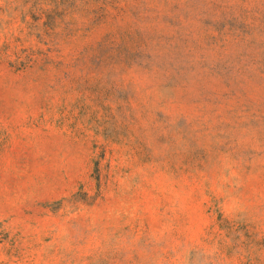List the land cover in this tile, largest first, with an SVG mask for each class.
Here are the masks:
<instances>
[{"label": "rangeland", "instance_id": "374dc122", "mask_svg": "<svg viewBox=\"0 0 264 264\" xmlns=\"http://www.w3.org/2000/svg\"><path fill=\"white\" fill-rule=\"evenodd\" d=\"M0 264H264V0H0Z\"/></svg>", "mask_w": 264, "mask_h": 264}]
</instances>
